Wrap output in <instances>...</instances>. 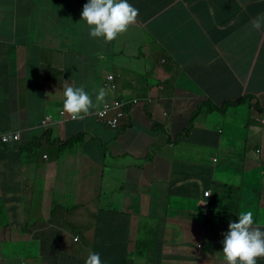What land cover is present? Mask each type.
Masks as SVG:
<instances>
[{
    "label": "crops",
    "instance_id": "obj_1",
    "mask_svg": "<svg viewBox=\"0 0 264 264\" xmlns=\"http://www.w3.org/2000/svg\"><path fill=\"white\" fill-rule=\"evenodd\" d=\"M0 1L9 5L12 14L11 20L0 13V132L22 133L20 142L0 150V264H86L92 252L100 253L103 264L124 260L128 264H226L222 241L229 223L238 221L241 211H253L255 222L264 227L261 146L255 151L247 147L241 164L231 163L222 159L229 139L218 133L231 123L239 126L237 120L242 117H252L255 112L250 107L255 102L264 108V52L256 54L249 65L221 56L232 55L234 50L229 49L239 43V35L230 32L236 23L234 28L217 30L216 16L223 8H218V0H128L139 9V24L133 26L147 28L148 24L145 37L134 40L140 48L137 59L148 71L135 79L131 72L116 75L108 64L114 54L108 43H100V38L86 32L81 9L88 0H76L80 10L71 19L66 13L69 0ZM243 6L251 9V0L237 10L230 3L223 9L225 17L234 19ZM253 6L258 11L246 18L248 26L264 13V0ZM202 13L207 16L206 32L192 28L197 43L187 31ZM19 23H28L23 33ZM75 32L82 38L76 52L79 72L72 74L66 61L53 76V60L45 55L61 48L66 51L71 46L57 45L54 39L71 38ZM28 37L32 39L27 45L21 42ZM50 38L53 40L35 51L33 58L34 49ZM118 40L109 43L114 50L120 47ZM167 58L188 72L195 98L180 88L169 97L160 95L173 88L157 76V70L173 68L169 63L161 66ZM242 73L246 78L240 91L238 76ZM108 75L118 81L116 98L149 100L154 112L163 109V121L168 127L173 122L172 136L168 135L170 130L160 140L138 135L139 129L131 120L133 126L125 121L111 132L117 136L111 142L110 129L90 117L106 101L115 99L111 93L86 118L62 123L57 109L64 99V85L84 86L95 102L93 90L105 89ZM214 96L234 105L217 116L209 112L198 116L203 131H207L203 140L206 133L201 137L196 134L200 124L183 121L198 106H184L193 99L199 104L214 101ZM241 98L245 99L239 108ZM161 99H167L165 104ZM32 107H36L35 112L26 110ZM138 110L140 106L134 114ZM49 112L57 119L49 130L51 142L29 149L31 140L46 131L40 124ZM216 118H220L219 123ZM250 122L239 126L243 137L256 134L264 145V128L256 131L259 124ZM248 125L253 130H248ZM173 136L178 140L174 142ZM72 137L78 140L65 151L54 145L64 147ZM212 148L217 159L211 155ZM228 189L235 191L234 195ZM206 192H211L210 198L204 196ZM171 195L182 197V209L170 208ZM147 207L151 208L150 216L143 212ZM263 261L257 258V262Z\"/></svg>",
    "mask_w": 264,
    "mask_h": 264
},
{
    "label": "rangeland",
    "instance_id": "obj_2",
    "mask_svg": "<svg viewBox=\"0 0 264 264\" xmlns=\"http://www.w3.org/2000/svg\"><path fill=\"white\" fill-rule=\"evenodd\" d=\"M69 1L70 3L68 6V9L66 10V13L69 16V19H71L75 17V15L78 13V10H80V5H79V2L76 0H69ZM244 1L246 0H218V8H221V7L223 8L220 9L218 16H216L217 17L216 23L219 26V28L217 29L218 31H223L225 30L224 28L229 27V26L234 28L233 24L236 23L235 31H237L239 35V43L236 45V47H232L233 49H229V50H234V52H232V55L230 53H220L221 56L226 59H228V56H229V58L232 59L233 61H237L241 63L242 65H249L253 62V60H255V58H257L255 57L256 54L264 52V35H262V29L257 30L253 27L249 28V26L246 24V21H245L246 18L254 17L256 15L258 10L253 5L256 3H259L260 0H251V4H252L251 9H249L248 6H243L242 10L238 11L234 15V19L233 17L227 19L225 17V11L223 10L225 7L228 8L227 6L230 3H232V9L237 10L239 8V5H241ZM85 3L87 2H84V4ZM81 11H83V7ZM244 11L247 13L244 14ZM261 14H264V13H261ZM139 18L140 16L138 15L136 22L130 25L127 31H125L121 36L119 35V40L117 42V45H120L119 48H115L114 50V47L111 46V44L109 43L107 44L108 49H110L112 53H114L111 55L110 59L108 60V64L116 75H120L121 73H124V72H131V73H135V76H134V79H135L137 77L139 78L143 77L144 75H146L148 71L147 68L143 70L141 60L137 59L140 48L134 42L136 37H142V36L145 37L148 31V24H145L147 28L145 27L142 28L141 26L140 27L133 26V25L136 26L139 24ZM76 21L77 20L74 19V21L72 22V25H74L75 27H76ZM19 24L23 28H25L28 25V23H19ZM83 24L85 25L86 32L89 34L90 33L89 26L86 24V22H83ZM246 36H249V38ZM78 37H79V34L75 32L71 38L63 37L61 39H58V38L54 39L57 45L63 44V45L71 46L69 47V50L71 51L72 56L70 57L67 54L68 49H66L65 51V48L63 49L61 48L58 51L51 50L49 51V53L45 55V58H50L53 60L52 62L53 71H54L53 76H56L61 71V69L66 64V61H67V67L72 74H77L79 72L78 70V67L80 65L79 54H77L76 52L80 48H76V46L82 43V38L79 37L77 41ZM50 40H53V39L50 38L49 40H46L42 44V46L40 45L41 47L39 46L35 48L32 53V57L34 58L35 51L43 49V47ZM247 41H249V44H247ZM101 42H104L103 38H100V43ZM142 47L145 48L144 45H142ZM169 55H173V54H169ZM164 62L169 63L171 66L173 64V68H170V66H166L168 69L167 68L159 69L157 70V76L159 77V79L162 78L164 82L171 85L173 88H168L166 90L161 91L160 95L169 97V94L173 93L175 88H180L182 92H189L191 94L190 96L192 98H195L196 97L195 95L196 91L194 89L195 86L192 84V80L190 79L188 72H182L179 68L175 67L174 64H176V62L173 59L167 58V60ZM162 65L163 64H161V66ZM168 77L169 79H167ZM198 77H203V76H198ZM245 78H246V73H242L238 76L240 86L237 87V90H240V91L243 90L244 83L242 81L245 80ZM123 81H125V79ZM116 82L118 85V81ZM180 97L181 96H179V98ZM172 98L175 99L173 96ZM244 99L245 98L239 99L237 103V105H239V108L243 104ZM154 102H156V100ZM198 104L199 103L193 99L192 101L185 103L184 108L194 109L196 106H198L197 109L194 111L195 114H197V116H199L202 112H209V113H212L214 116H217V115L224 113V110L222 109L228 106V105L222 106V101L220 99H217L215 96H214V101L207 100L206 102H202L199 105ZM231 105H234V103ZM36 107H32L26 110L35 112ZM132 116H133V121L135 123V127L139 129L138 135L145 136L149 139L160 140L161 137L167 135V132H169L171 128V125H169L168 127L166 122L163 121V118H162L163 109H161L158 113L154 112L153 106L149 101H146L145 105L140 106V110H138L135 114L132 113ZM255 118H256V114H254L249 119L242 117L241 119L237 120V123L239 126H243L241 123L247 124L249 123V121H254ZM149 119H152L156 124L160 126V128L152 125L149 122ZM214 121L219 123L220 118H216L214 119ZM196 123L197 125L200 124L201 130H203L202 128L203 124L201 122V118L197 117ZM232 124L233 123H231L227 127L226 131L221 130L219 132V134L223 138L225 136L226 139H229L228 146L226 147L227 152L222 154V159L229 160L231 163L236 162L238 164H241V159L243 158L244 152L246 151L247 147H249L248 151H255L257 145H260L262 149V153L259 155V157L264 158V145L257 141V135L254 134L253 138H249L246 133L245 137H243L244 133L241 132V127L235 126ZM164 126L167 127V130L162 129L164 128ZM212 127H214L215 129L217 128L215 124L212 125ZM250 128L251 126L249 127L248 125L247 129L249 130ZM256 128H257L256 131L258 130L261 131V129L264 128V124L260 121L259 125H257ZM250 130H253V129L251 128ZM113 131L115 130H109L108 135ZM133 131H134V134H136L135 130ZM222 134H224V136ZM263 134H264V131L261 132V135ZM106 137L107 136L105 134V138ZM76 139L77 138H74L71 140H76ZM116 140H117V136L111 133L110 141L115 142ZM172 140L175 142L176 140H178V138L173 136ZM40 145H42V143L40 140H38V143H35L34 141L30 147L35 148ZM211 151H212L211 155L217 159V156H215L216 149L212 148ZM218 158H220V156H218ZM95 187L98 188L97 185H95ZM181 200H183L182 197L178 198V197L171 195L170 200H169L170 208L171 209L176 208V210L180 209L182 207ZM143 212L146 216H150L151 208L147 207Z\"/></svg>",
    "mask_w": 264,
    "mask_h": 264
},
{
    "label": "clouds",
    "instance_id": "obj_3",
    "mask_svg": "<svg viewBox=\"0 0 264 264\" xmlns=\"http://www.w3.org/2000/svg\"><path fill=\"white\" fill-rule=\"evenodd\" d=\"M138 15L139 9L130 4L128 0H88V2L83 5L82 20L86 21L87 25L89 26V34L92 38H103L105 43H111L117 39L119 35L127 31L130 25L136 22ZM205 19H207V16L204 13L198 17H195L194 22L190 25L187 31V34L191 35L194 41L197 43L198 37L192 31V28L197 27L200 32L205 33ZM252 27L257 30L264 28V14L258 15L256 18H254L252 21ZM162 64L165 65L166 63ZM110 76L113 77L112 80L109 79ZM169 77L167 79H169ZM161 81H163V79H161ZM104 85L105 89L99 88L93 90L95 93L94 102L92 95L86 91L84 86H72L65 84L63 91L64 99L57 109L60 121L64 123L65 121H76L86 118V116L90 114L91 110L97 107L99 104L105 102L106 96L108 93H111L115 99L106 101L102 107L90 117H93L97 122L105 125L110 130L120 129L122 123L125 121L130 124V126H133L131 125L133 119L130 117V114L134 113L135 108L145 105V102L149 100H143L137 106L131 107L130 101L116 98L115 94L118 91L119 86L117 85L113 75L107 76ZM159 87L162 86L159 85ZM244 87L245 86H243V88ZM164 100L166 102L167 99ZM116 102L120 103L121 107L117 110H111L105 119H100L99 113L104 109V107L108 104L113 105ZM233 103L234 102L224 103L223 101L222 106L231 105ZM222 110H224V108ZM117 112L122 113V115L119 117L117 125L113 126L109 124V121L116 117ZM255 114L256 118L252 122L257 121V124H259L261 121L264 124V115L258 117L256 112ZM192 115L194 121L195 112H193ZM190 116L191 114H188V116L185 118V121H188ZM56 121V114L52 112L46 113L41 121L40 127L46 131H49L51 127L54 126V122ZM149 122L160 128L158 124L153 123L152 119H149ZM191 125H194V123ZM162 129H165V126ZM172 130L173 122H171V128L168 135L172 136ZM5 135L8 136L7 141L3 140ZM16 136H18L17 139L15 138ZM21 138V131L10 130L6 132H0V140L7 145L20 142ZM74 138L75 137H72L68 140ZM44 158H47V155L44 156ZM206 193H210L209 197L205 196ZM206 193L204 196L206 198H210L211 192ZM76 239L77 238H75V240ZM222 244V252L224 254L226 264H257V258H264V227L258 225L255 222L253 211H241L238 215V221H231L229 223V230L224 234ZM199 249H202V246H200ZM86 264H103L100 253H90L87 257Z\"/></svg>",
    "mask_w": 264,
    "mask_h": 264
},
{
    "label": "trees",
    "instance_id": "obj_4",
    "mask_svg": "<svg viewBox=\"0 0 264 264\" xmlns=\"http://www.w3.org/2000/svg\"><path fill=\"white\" fill-rule=\"evenodd\" d=\"M8 6H9V5L3 4L2 1H0V13H1L2 16L4 17V19H11V20H12L11 9H10ZM20 27H21V26H20ZM22 28H23V27H21V32L23 33V29H22ZM249 28H252V26H249ZM235 29H236V28H234L233 30H230V32L235 31ZM24 32H26V31H24ZM228 32H229V31H228ZM31 36H32V35H31ZM37 36H38V35H37ZM32 38H35V36H32ZM32 38H30V37L25 38V39H23L21 42L25 41V45H27L28 42H29ZM78 39H79V37L77 38V41H78ZM41 41H42V40H38V39H37V42H41ZM42 44H43V43H42ZM42 44H40V45L42 46ZM52 44H53V43H52ZM40 45H39V46H40ZM41 46H40V47H41ZM66 46H67V45H64L63 47H66ZM81 46H82V43L78 44V45L76 46V48H81ZM95 46H96L98 49H100L99 45H95ZM79 50H80V49H79ZM68 53H69V56H71V51L69 50V48H68ZM201 58H204V55H203V54L201 55ZM169 100H170V99H169ZM140 102H141V100H139V99H134V100L130 101V105H131V107H135V106H137ZM161 102L164 104V103H165V100L162 99ZM145 104H146V102H145ZM250 111L256 112L257 115H258V117H261L262 115H264V108L261 106V104H260L259 102H255V103L250 107ZM130 117L133 119L132 113L130 114ZM197 117H198L197 114H195L194 121L196 120ZM183 121H185V119H184ZM194 121H193V115H191L190 118H189V120H188V123H189V124H193ZM250 123H253L252 125H255V124H257V121H255V122H250ZM131 125H133V122H132ZM194 126H195V124H194ZM206 132H207V131H203V130H201V129H197L196 134H197V136L201 137V135L204 134V133H206ZM206 135H207V133H206L204 136H202L203 140H205ZM35 139H36L35 143H38V140H40L41 143H43V144H44V143L46 144V143L51 142V141H50V134H49V131H46L45 133H43L42 136H35V138L31 140V143L29 144V149H30V145L33 144V141H34ZM203 140H202V139H199L200 143H204ZM75 141H76V140H68V142H70V143H68L66 146L64 145V147L60 146L59 143H54V145H56V146L60 149V151L62 152V151H65V149H66L67 146L72 145L73 142H75ZM207 145L210 146L211 143H207ZM6 146H8V145L5 144V143H3V142L0 140V150L3 149V148L6 147ZM41 146H42V145H40V146H38V147H41ZM212 147H215V143H212ZM66 150H67V149H66ZM218 186H219V184H218ZM228 191H229L230 194L234 195V192H235V191H231L230 189H228ZM239 193H240V191H239ZM250 200H252V199H250ZM250 200H249V201H250ZM221 202H222V203H225V198H223V200H221ZM124 261H125V262H120V263H118V264H128V260H124ZM261 263L264 264V261L261 262ZM261 263H260V262H257V264H261Z\"/></svg>",
    "mask_w": 264,
    "mask_h": 264
},
{
    "label": "built area",
    "instance_id": "obj_5",
    "mask_svg": "<svg viewBox=\"0 0 264 264\" xmlns=\"http://www.w3.org/2000/svg\"><path fill=\"white\" fill-rule=\"evenodd\" d=\"M109 79H113V77L112 76H110L109 77ZM121 107V104L120 103H118V102H116L115 104H113V105H106L105 107H104V109L99 113V118L100 119H105L107 116H108V114H109V112L111 111V110H117V109H119ZM122 115V113H120V112H117V115H116V117H114L112 120H110L109 121V124H111V125H113V126H116L117 125V123H118V119H119V117ZM16 139L18 138V136H16L15 137ZM3 140L4 141H7L8 140V136L7 135H5L4 137H3ZM209 195H210V193H206L205 194V196L206 197H209ZM77 240V239H76Z\"/></svg>",
    "mask_w": 264,
    "mask_h": 264
}]
</instances>
